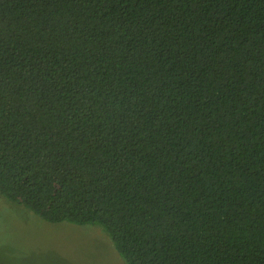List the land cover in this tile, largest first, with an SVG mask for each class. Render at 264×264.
Masks as SVG:
<instances>
[{"label": "trees", "instance_id": "1", "mask_svg": "<svg viewBox=\"0 0 264 264\" xmlns=\"http://www.w3.org/2000/svg\"><path fill=\"white\" fill-rule=\"evenodd\" d=\"M0 196L124 264H264V0H0Z\"/></svg>", "mask_w": 264, "mask_h": 264}, {"label": "rangeland", "instance_id": "2", "mask_svg": "<svg viewBox=\"0 0 264 264\" xmlns=\"http://www.w3.org/2000/svg\"><path fill=\"white\" fill-rule=\"evenodd\" d=\"M98 226L41 221L0 196V264H124Z\"/></svg>", "mask_w": 264, "mask_h": 264}]
</instances>
